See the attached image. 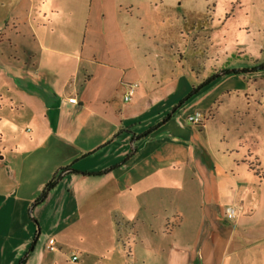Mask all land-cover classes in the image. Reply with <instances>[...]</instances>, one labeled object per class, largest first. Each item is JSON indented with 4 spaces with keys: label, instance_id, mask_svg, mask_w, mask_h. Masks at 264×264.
I'll use <instances>...</instances> for the list:
<instances>
[{
    "label": "crops",
    "instance_id": "1",
    "mask_svg": "<svg viewBox=\"0 0 264 264\" xmlns=\"http://www.w3.org/2000/svg\"><path fill=\"white\" fill-rule=\"evenodd\" d=\"M135 4L10 0L0 22V264L29 251L26 264H252L241 253L264 229L252 235L243 221L245 159L228 148V160L216 158L209 122L187 121L214 104L228 76L161 123L187 70L173 64L161 74V38L126 8ZM22 112L32 127L19 128ZM69 165L80 172L62 174L32 206Z\"/></svg>",
    "mask_w": 264,
    "mask_h": 264
},
{
    "label": "rangeland",
    "instance_id": "2",
    "mask_svg": "<svg viewBox=\"0 0 264 264\" xmlns=\"http://www.w3.org/2000/svg\"><path fill=\"white\" fill-rule=\"evenodd\" d=\"M132 1L137 6L126 8L138 11L146 27L161 38L157 45L161 74L173 64L187 70L177 74V91L168 99L170 111L190 93L191 80L199 84L219 70L264 62V0ZM9 4L10 0H0V22L10 15ZM222 80L223 94L208 110L199 112L203 121L209 122L206 135L209 145L215 147H210L215 157H224L223 149L228 148L233 149L227 152L231 158L245 159L240 160L237 172L238 201L245 207L243 221L255 229L252 235L259 234L264 229V70ZM189 112L187 115L196 110ZM14 115L20 129L32 127L29 113ZM9 118L13 119V113ZM70 249L64 250V258L71 255ZM241 255L245 262L264 264V240Z\"/></svg>",
    "mask_w": 264,
    "mask_h": 264
},
{
    "label": "trees",
    "instance_id": "3",
    "mask_svg": "<svg viewBox=\"0 0 264 264\" xmlns=\"http://www.w3.org/2000/svg\"><path fill=\"white\" fill-rule=\"evenodd\" d=\"M258 70H264V62L256 65V66H251V67H233V68H226L223 70H219L217 72L212 73L210 76L205 78L202 82L199 84L193 85L190 93L182 99L178 105H176L167 115L166 117L162 120L161 123H164L168 119H170L172 116L175 115V113L178 111V109L186 102L188 101L191 97L194 95L198 94L202 89H204L206 86H208L210 83L215 81L218 78L229 76V75H242L246 74L248 72H256ZM136 150L135 146H132L131 148V153H134ZM67 172H80L76 170L75 168L72 167V165L63 167L59 173H57L52 179H50L47 184L45 185L44 189L42 192L39 194V196L34 200L32 206H35L42 201H44L49 193V191L57 184L58 180L61 178L62 174L67 173ZM85 174H97L101 172H82ZM30 252V251H29ZM29 252L20 260L19 264H26V259L29 254Z\"/></svg>",
    "mask_w": 264,
    "mask_h": 264
},
{
    "label": "built area",
    "instance_id": "4",
    "mask_svg": "<svg viewBox=\"0 0 264 264\" xmlns=\"http://www.w3.org/2000/svg\"><path fill=\"white\" fill-rule=\"evenodd\" d=\"M129 98H130V96H126V99H129ZM69 99H70L71 102H76L77 101V99L75 97H70ZM187 119H188V121H190L193 124H201L203 122V114L200 113V112H196V113L190 114L187 117ZM226 215H227V218L230 219V220L236 219L237 216H238L237 208L236 207L229 208L228 211L226 212ZM48 248L50 250H56L57 249L55 238H50L49 239ZM73 259L74 260L77 259V256L74 255Z\"/></svg>",
    "mask_w": 264,
    "mask_h": 264
}]
</instances>
